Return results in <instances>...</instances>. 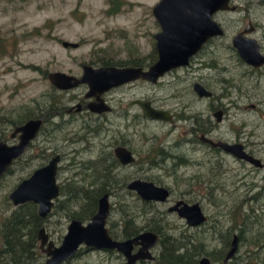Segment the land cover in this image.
I'll list each match as a JSON object with an SVG mask.
<instances>
[{
	"label": "rangeland",
	"instance_id": "374dc122",
	"mask_svg": "<svg viewBox=\"0 0 264 264\" xmlns=\"http://www.w3.org/2000/svg\"><path fill=\"white\" fill-rule=\"evenodd\" d=\"M158 1L116 0L120 4L111 13L109 0H0V135L1 131L9 130L11 121H20L23 115L27 117L50 109L53 104L55 108L51 109L61 113L52 117V124L45 123L43 132L47 130L50 135L42 132L0 181V225L14 212L12 205H7L8 194L43 164L38 159L40 149L50 152L55 148V152L61 154L57 182L67 190L69 179L85 183L81 180L84 175L80 163L94 160L103 147L102 142L109 140L112 134V131L102 128L104 125L96 116L82 114L71 117L64 113L76 101L69 97H82L85 88L68 92L55 90L48 74L59 71L80 75L82 64H123L133 58L145 57L150 52L155 57L154 35L160 27L152 14V7ZM231 4L236 6L234 12L214 14L224 28V35L211 40L202 54L212 63L211 68H201L202 83L214 97L210 100L195 99L189 90L184 89L188 88L192 75H197L196 71L190 73L191 69L177 72L182 78L178 82L172 78L174 74H170L168 77L174 83H158L147 91L167 107H176L184 102L189 105L185 117L198 114L200 122L207 116L215 122L210 108L221 107L225 114L220 122L215 123V136L243 143L254 157L264 162V80H258L256 74L246 75V67L241 64L235 49L231 48L232 37L249 21L255 26L252 36L264 46V0H233ZM63 41L77 43L78 46L65 47ZM144 92V86L137 85L124 97L132 98ZM132 112H136L138 117L126 129L118 123L122 122L121 117L115 114L108 116L109 128L121 131L122 140L129 142L138 157L136 167L131 170H135L141 179L156 180L169 188L170 202L199 203L208 217L204 227L190 229L175 215H164L161 222L165 232L173 234L176 239L179 237L182 242L183 236L186 240H198L204 244V252L212 254V250L222 249L220 240L224 232L229 229L231 235L238 234V230L233 228H242L243 240L232 264H264V170L239 162L221 151L210 164L202 163L203 152H207L202 146L192 156L194 162L190 164L174 166L168 160L160 162L162 148L179 154L191 150L182 139L189 138V130L195 127L194 123L177 119L175 126L170 128L168 123L140 117L139 109L134 108ZM85 123L92 127L97 124L99 131L91 138V150L87 151L84 149L87 143L82 141L68 145V136H81L85 130L80 126ZM72 147L80 149L76 157L68 156ZM211 180L215 181L213 188ZM210 186L211 192L208 191ZM110 203L112 213L108 227L114 235L121 232L123 213L128 210L125 207L137 217L144 216L136 219L138 227L148 224L152 211L165 212L167 209L157 206L146 211L137 200L127 195L113 196ZM66 215L67 211L56 208L44 219L43 227L56 245L66 233ZM254 242L256 246L252 245ZM40 254L30 261L31 264L43 262ZM157 254L158 250H155L154 255ZM64 264H123V261L114 254L82 249Z\"/></svg>",
	"mask_w": 264,
	"mask_h": 264
},
{
	"label": "flooded vegetation",
	"instance_id": "af4514ba",
	"mask_svg": "<svg viewBox=\"0 0 264 264\" xmlns=\"http://www.w3.org/2000/svg\"><path fill=\"white\" fill-rule=\"evenodd\" d=\"M232 1H231V3H232ZM231 3H230V6H234L236 9V6L231 4ZM234 10L233 11H227V12H234ZM220 12H223V11H220ZM214 14L212 15V19L215 20L220 25V27L223 30V34L220 36H214V37H210L209 39H207V41L203 44L201 49H199L194 55L189 57L188 64L170 68L169 70L164 72L161 76H159L155 82H152L150 80H146L143 78H137V79L119 84L117 86L111 87V88L103 91L99 95V99H96V96H89V97L87 96V93L89 90L87 84H80L78 86H75V87H72V88H69L66 90H59L53 86V88L55 90L67 91V92L72 90V89L85 88V93L82 97L75 96L73 99H71L69 97L70 100H76V101H75V104L68 106V108L65 109L64 113H66L67 115H69L71 117H74L77 115H82V114H87L89 116H96V119L102 121V123L104 125L102 128H105V130L109 131V132L112 131V134L110 135L109 140L102 142L103 147H101L99 149L98 156L94 160L91 159L90 161H88L86 163H84V162L80 163V169H83L82 174L84 175L81 178V180L84 181L85 183L80 184V183H76L75 180H73V179H69L68 180V189L65 190V189H62L58 185L57 174H56V182H57V185L59 187V195H58L57 199L54 200L52 209L54 208V204L56 203V201L59 199L60 193L63 190H65L67 192V196H68V208L63 207L60 210L61 211L62 210L67 211L66 218L68 219V226L73 220L80 221L83 225H87L91 221L92 217L96 214V212L98 210L99 200L106 195L108 197V203L110 205V210H109L108 218L106 219L105 227L107 228L109 235L111 236V238L114 241L125 242L128 240H132V239L136 238L137 236H139L141 234H145V233H151V234L155 235L157 238L155 245L148 248V250H147V252L150 254L151 258L149 260L148 259L137 260L134 264H145V263L146 264H169V263H167L168 254H167L166 249L163 247V243H167L170 245L176 244V247H180V246L185 247L186 244L193 246L192 250L194 251V253H193L194 256L183 255L181 253L180 254L175 253L176 257H177V255H183L182 257L176 259V261H179V259H181L182 262H180L179 264H185L186 259H190L195 264H200L201 261H203V260L208 261L209 264H232L233 259L236 257V255H234V257L232 259L226 261L227 255L229 254V252L231 250V246H232L234 237L237 236L239 238V236H240V233L231 235V233H230L231 230L229 231V229L226 232H224L223 235L221 236L220 241L222 244V249L221 250L214 249L211 251L212 254H207L206 252H204V250H203L204 244L197 242L198 240L197 241H194L192 239L186 240V238L183 236L180 239V240L184 241V242H182V241H179L178 236H177L178 239H176V238H174L173 234H169V233L165 232L164 224L161 222L162 221L161 217L164 215H167V214L175 215L177 218L183 220L186 224V221L183 218L179 217L177 211H172V209H174L176 207L177 203H185L187 205L198 204L200 208H201V206L199 203L190 204V203H187L183 200H176V201L170 202L171 201V190L169 188L164 187L162 185V183H160L159 181H156V180L152 181V180L141 179V177H139L138 174L135 173V170H131V169L136 167L138 157L136 156V153L132 149V147L130 146L129 142H127L126 140H122V136L120 135L121 131L114 130V129L112 130L111 128H109V125L111 122H110V119L108 118L109 115L114 116V114H115V116H117V117L119 116L122 118V122H118V123H120V125L124 129L129 128L133 125V121H135L138 117L136 112H132V110L135 108V109L140 110V117L147 119V120H151V121L168 123L170 128L172 126H175V122L177 121V119L183 120L185 122L186 121H192L194 123L195 127L189 130V132H190V134L188 135L189 138L182 139L184 144L190 145L189 148L191 150L189 152L185 151L184 153L179 154V153H174L171 150L170 151L164 150V148L161 149L159 161L163 162V161L168 160L172 164H174V166H177L178 164H180V165L186 164L187 165V164L194 162V160H192L191 158H192V156H194V154L196 152H198L200 150V146L204 147L207 150V152H203V156L201 158L202 160H200V161H203L202 163L206 162V163L210 164L212 162V159L216 160V157H217L216 154L218 151L224 152L220 147L213 145V143H216L217 141H220V140L225 141V142H229V143H241V142H236V141H226V140L218 139L215 136V133H214L215 128H216L215 123L220 122L222 120V117L225 114L224 113L225 110L222 109L221 107L218 108V106H212L210 108V110L212 111V116L214 117L215 122L212 121V119L209 116H207L203 120V122H200V120H199L200 115H198V114H191V115H188L187 117H185V110L189 108V105L185 104L184 102L181 101V103H178V105L176 107H167L166 105L159 103L157 98L153 97L152 95H149V92L147 91V90L151 89V87L156 86L158 83H162V84L174 83V81H170V79H172V78H175L176 79L175 81L178 82L182 78L177 75V72H179L180 70L183 71V70L191 69L190 73L196 71L197 75H192V77L190 78L192 80L190 81L188 88H184V89L189 90V94H193L195 99H208V100H210L214 97L213 93L206 87L205 84L202 83L203 82V76L200 74V73H202L201 68H203V67L211 68L212 67L211 66L212 63L210 61L205 60V56L202 57V54L205 53V50L208 47V45L211 43V40L218 38V37H222L224 35V28H223L222 24L218 20L215 19ZM245 28H249L250 31L244 32ZM254 31H255V26L253 25V23L251 21H249L247 23V25L243 28V30H241L240 32H244V35L247 37L255 38L259 44L260 53L264 55V46L258 41V39L256 37L252 36ZM240 32H238V33H240ZM233 37H232V39H233ZM154 38H155V35H154ZM232 39H231V48L233 50L235 49L234 51L237 52L236 48L232 44ZM154 53L156 54L155 57H153V54L150 52V54L146 55L145 57L133 58L129 61H125V63H123V64L113 65V64H110L108 62H103L99 66L98 65L94 66L91 64H86V65H90L91 67H94V68L107 67V66L113 67L114 66V67H119V68L134 67V68H141L142 70H147L158 59L156 39H155ZM237 54H238V52H237ZM238 56H239V54H238ZM239 58H240L241 64H243L246 67V71H245L246 75L247 74H256L258 76V80H262V79L264 80V64L260 67H254L252 65L247 64L240 56H239ZM197 60H198L199 64L195 65ZM83 65H85V64L81 65V74L80 75H74V74H70V75L80 77L82 75ZM170 74H174L172 78L168 77V75H170ZM196 83L202 85L207 91L211 92V95L210 96H204V95L200 96L195 90V84ZM137 85L144 86V88L146 89V92L140 94L139 96L133 95V97L131 96L132 98L129 97L128 99H126L124 96L130 94L134 89H136ZM115 92L117 94H114ZM240 94L242 95V92H240ZM98 102H101L100 105L103 108H107V109L100 111V112L91 110L93 108L99 107L96 104ZM146 104L152 110L163 112L167 118L166 119H156V118L149 117L148 115L145 114V110H144V105H146ZM51 108H55L54 104H53V106L52 105L50 106V109H44V110L38 111V113H35L34 116H30V117L27 116L25 118H22L21 122L20 121H11V124H9L10 125L9 130H7L8 129L7 128V129L1 131L2 134L0 135V141H6L7 145L12 146V145L17 144L18 140H19L18 137H19L20 133H16V134L12 135L14 130L17 127L25 124L27 121H29L31 119H33V120L40 119L41 120V124L39 126L38 131L35 134V137L28 143V145L24 149L21 156L12 162L10 168L2 175L0 181L2 180V178L5 175H7L10 172V170L14 166V164H16L17 162H19L21 160V158L24 156V153L26 152V150L28 148L31 147L34 140H36L38 138V136H40L42 134L43 129L45 128L44 127L45 123L46 124L47 123L52 124V120H51L52 117L60 116L61 113L58 110H56V109L52 110ZM218 111L221 112V115H219L220 120H217V116H216ZM67 122H68V120H67ZM14 124H16V125H14ZM85 124L86 125L80 126V128L82 130H85L81 136H78V135L68 136V145L71 143H78L79 141H82V142L87 143L84 146V149L87 151V150H91L90 149L91 138L94 136L95 133H98L99 131L96 129L98 127L97 124H95L93 127H92V125H88L87 123H85ZM118 127H119V125H118ZM7 131L10 132V133L8 132L9 133L8 136H6V134H5ZM114 133H115V135H114ZM68 134H69V132H68ZM43 135H50V132L46 130L43 132ZM106 137H108V136H106ZM241 144L243 145V149L247 153H249L250 156L254 157L253 154L251 153V151H249L243 143H241ZM118 149H124L125 151H123L124 153L117 152ZM46 150L47 149H40V152L38 153V159H40L43 162V164H41V166L39 168H37L36 170L49 165V163L54 158L58 157L59 158V160L57 162V173H58L59 163L61 161V154L56 153L55 148L52 149V151H50V152H46ZM186 150H188V149H186ZM79 152H80V149L72 147L70 150H68V156L76 157ZM127 153H129V154H127ZM224 153H226V152H224ZM122 154H123V156H122ZM226 154H227V156H230L239 162L246 163V164L250 165L248 162L240 161L237 158L233 157L232 154H229V153H226ZM254 158H256V157H254ZM256 159H258V158H256ZM71 160L74 161V158H71ZM258 160L262 163V165H264V162L262 160H260V159H258ZM200 161L198 163H200ZM160 162L159 163L154 162V164L159 165ZM75 164H77V163H75ZM75 164H73V165H75ZM250 166H252V165H250ZM256 169L264 170V167L256 168ZM35 171H33L29 175V177ZM85 171H88L89 174L87 175V173ZM122 172H124V173H122ZM75 176H78V174H75ZM29 177H27L26 179H28ZM26 179H24V180H26ZM24 180H22L21 182H23ZM138 181L150 183L156 188L166 190L167 191L166 199L164 201H155V200L145 201V200H142L141 197L138 195V193L135 190H132L129 188V186L132 183L138 182ZM210 182H211V184H213L212 185V188H213L215 181L211 180ZM16 187H15V189H16ZM14 190H12L8 194V200H9L10 194ZM210 190H211V186L209 187L208 191L211 192ZM125 195H127L130 198L135 199V201L137 200L141 204L143 209H146V211H149V210L152 211V209H155V208H157V206H160V207H166L167 208L165 211L166 213L163 211L162 212L152 211L150 218H148V220H147L148 224L146 226L143 225L142 227H138V225L136 224V219L141 218L142 216L137 217L135 214L128 212V210H131L130 208L125 207L128 210L126 211V213H123V218H122L123 224L121 227V232L119 233V235H114L112 233V231L110 230V228L108 227V223H109L108 220H109V217L112 213V205L110 203V199L113 196L114 197H120V196H125ZM79 196L80 197H98L97 201H96V203H97L96 211L91 217L82 219L78 216V214L84 212L85 208H86V205H78V207H76L77 208V210H76L74 208L75 205H72V199H74L75 197H79ZM28 204L34 205L36 207V211L38 210V206L33 204V203H25L24 205L14 206L11 203V201L9 200V203L7 205H9V206L12 205L11 207L14 208L13 211L23 212L25 205H28ZM201 211H202V214L204 215V217L206 218V221L204 223H202L201 225H198L196 227H191V226H188L186 224V226L188 228L200 229L207 224L208 217L205 215L202 208H201ZM148 213H151V212H148ZM156 213L158 215H160V217ZM145 214H146V212H145ZM37 215H38V213H37ZM142 218H144V216ZM42 220H44V219H42ZM143 221H146V220L144 219ZM44 223H43V226H44ZM43 226L40 227L37 231L36 241L34 242L33 250L38 252L39 254L41 253L40 255L43 258L42 264H45L47 257L44 254V252L41 250V247H40L41 243H40V240L38 239L39 230L41 228H44ZM136 230H139V232L137 234L134 233ZM45 232H46V230H45ZM127 235H130V236H127ZM48 239H49V241H51L49 236H48ZM62 239H61V241H62ZM61 241H60L59 245H56L53 241L52 242L54 243L55 247H59L61 244ZM196 244H198V245L196 246ZM238 244H239V242H238ZM141 248H142L141 245H133L131 255H136L140 251ZM43 249H46V246H44ZM82 249L85 250L86 252L100 251V252H107L110 254H114L123 261V264H127L126 257L122 253L117 252L116 250H89L88 248H85L83 246V247L79 248L78 253L76 255H74V257L77 256ZM155 250H158L157 255H154ZM74 257H72L71 259H68L64 263H68ZM64 263H62V264H64Z\"/></svg>",
	"mask_w": 264,
	"mask_h": 264
},
{
	"label": "water",
	"instance_id": "95a60500",
	"mask_svg": "<svg viewBox=\"0 0 264 264\" xmlns=\"http://www.w3.org/2000/svg\"><path fill=\"white\" fill-rule=\"evenodd\" d=\"M232 0H159L152 7V14L159 23L160 31L155 34L158 52L157 61L147 70L141 68L127 67H99L94 68L90 65H83L82 75L76 77L65 72H51L48 80L52 86L59 90H66L80 84L88 85L87 96L99 95L114 86L137 79L143 78L155 82L156 79L172 67L188 64L190 56L194 55L210 37L220 36L223 30L220 25L212 19V15L218 11H233L234 6H230ZM245 28L244 32H249ZM244 32H240L232 39V44L236 48L239 56L249 65L260 67L264 64V55L260 53L259 44L255 38L247 37ZM63 46L77 47V43L63 41ZM195 90L200 96H210L202 85L196 83ZM96 108L91 110L103 111L100 104L96 103ZM145 114L156 119H166L161 111L152 110L144 105ZM221 112L216 114L220 120ZM41 124L40 119H31L25 124L17 127L13 134H19L18 143L7 145L6 141H0V179L10 168L12 162L21 156L28 143L35 137ZM213 145L220 147L224 152L232 154L240 161L248 162L255 168H262V163L250 156L243 149L241 143H229L217 141ZM125 151L118 149L117 152ZM129 154V153H127ZM123 156V154H122ZM59 158H54L49 165L36 170L28 179L21 182L10 194L9 200L14 206L33 203L38 206V216L45 219L52 210L53 202L59 195V187L56 182L57 162ZM135 190L142 200L164 201L167 191L154 187L146 182H134L129 186ZM110 205L108 197L105 195L98 202V210L87 225L80 221L73 220L67 226L59 247H55L49 241L44 228L39 230L38 239L40 240L41 250L46 255L45 264H62L71 259L78 253L80 247L89 250H116L122 253L127 264H134L137 260L150 259L148 248L156 243V236L145 233L132 240L125 242L114 241L105 227L108 218ZM172 211H177L179 217L186 221L191 227L201 225L206 221L198 204L187 205L177 203ZM238 237L235 236L231 250L227 255L226 261L234 257L237 250ZM133 245H141L142 248L136 255H131ZM46 246V249H43ZM200 264H209L203 260Z\"/></svg>",
	"mask_w": 264,
	"mask_h": 264
},
{
	"label": "trees",
	"instance_id": "16d2710c",
	"mask_svg": "<svg viewBox=\"0 0 264 264\" xmlns=\"http://www.w3.org/2000/svg\"><path fill=\"white\" fill-rule=\"evenodd\" d=\"M109 2L111 4L110 12L112 13L118 8V5L120 3L116 2V0H109ZM28 116H34V114H30ZM25 117L23 115L22 118ZM62 196H64V199H58L54 204L53 209L56 210L57 208L60 210L63 207L68 208V196H66L64 190L60 193V197ZM97 198L98 197H75L72 200V205H75L74 207H78V205H86L85 211L78 214L80 218H89L95 213ZM33 206L34 205L32 204L25 205L23 212L14 211L11 213L10 217L6 218L5 221L1 223L0 264H31L30 261L38 258L39 253L33 250V245L36 241L37 231L40 227L43 226L44 220H42L37 215L36 207ZM233 229L238 230V232L240 233V241H242L244 230L242 228ZM138 232L139 230H136L134 233L137 234ZM255 244L257 243H252V245L256 246ZM163 247L167 251V263L169 264H179L180 262H182L181 259H179V261H176V259L182 257L183 255L194 256L192 246L189 244H186L185 248L183 246L176 247V244L170 245L167 243H163ZM175 253H181L183 255H177L176 257ZM40 264H42V261ZM185 264L195 263L190 259H186Z\"/></svg>",
	"mask_w": 264,
	"mask_h": 264
},
{
	"label": "bare ground",
	"instance_id": "6f19581e",
	"mask_svg": "<svg viewBox=\"0 0 264 264\" xmlns=\"http://www.w3.org/2000/svg\"><path fill=\"white\" fill-rule=\"evenodd\" d=\"M238 242L240 243V237L238 238ZM238 242H237V250H236L235 255H237V252H238V250H239V244H238Z\"/></svg>",
	"mask_w": 264,
	"mask_h": 264
}]
</instances>
